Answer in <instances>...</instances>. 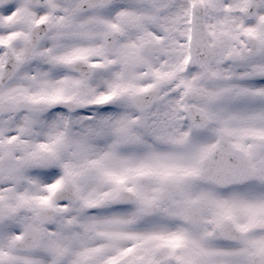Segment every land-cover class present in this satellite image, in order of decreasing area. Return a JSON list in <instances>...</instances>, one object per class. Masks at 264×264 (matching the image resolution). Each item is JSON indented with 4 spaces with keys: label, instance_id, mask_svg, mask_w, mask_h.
Returning a JSON list of instances; mask_svg holds the SVG:
<instances>
[{
    "label": "snow or ice",
    "instance_id": "obj_1",
    "mask_svg": "<svg viewBox=\"0 0 264 264\" xmlns=\"http://www.w3.org/2000/svg\"><path fill=\"white\" fill-rule=\"evenodd\" d=\"M0 264H264V0H0Z\"/></svg>",
    "mask_w": 264,
    "mask_h": 264
}]
</instances>
